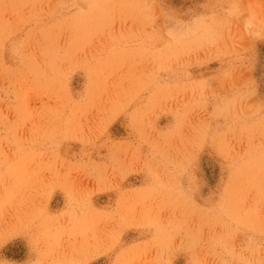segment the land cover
Returning a JSON list of instances; mask_svg holds the SVG:
<instances>
[{"label": "rangeland", "instance_id": "1", "mask_svg": "<svg viewBox=\"0 0 264 264\" xmlns=\"http://www.w3.org/2000/svg\"><path fill=\"white\" fill-rule=\"evenodd\" d=\"M264 0H0V264H264Z\"/></svg>", "mask_w": 264, "mask_h": 264}, {"label": "trees", "instance_id": "2", "mask_svg": "<svg viewBox=\"0 0 264 264\" xmlns=\"http://www.w3.org/2000/svg\"><path fill=\"white\" fill-rule=\"evenodd\" d=\"M263 55H264V48H263Z\"/></svg>", "mask_w": 264, "mask_h": 264}]
</instances>
